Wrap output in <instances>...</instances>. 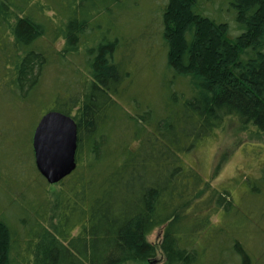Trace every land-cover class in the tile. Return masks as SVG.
I'll return each mask as SVG.
<instances>
[{
    "label": "trees",
    "instance_id": "1",
    "mask_svg": "<svg viewBox=\"0 0 264 264\" xmlns=\"http://www.w3.org/2000/svg\"><path fill=\"white\" fill-rule=\"evenodd\" d=\"M206 1L159 5L168 74L157 109L133 91L132 0H0V86L37 92L70 56L73 85L48 112L72 117L79 139L54 201L38 170L42 199L33 183L22 202L2 190L0 264H264V214L245 208L264 199V169L242 198L231 184L198 200L208 181L187 162L227 120L264 138V0Z\"/></svg>",
    "mask_w": 264,
    "mask_h": 264
},
{
    "label": "rangeland",
    "instance_id": "2",
    "mask_svg": "<svg viewBox=\"0 0 264 264\" xmlns=\"http://www.w3.org/2000/svg\"><path fill=\"white\" fill-rule=\"evenodd\" d=\"M167 2L168 0H132L133 13L128 17L130 31L133 30L129 33L130 44L133 46L129 55L136 63L135 67L138 66L133 91H137L142 100L151 103L157 109L160 108L161 100L165 95L164 90L161 89V78L168 73H166V57H164L166 47L159 41L163 24L160 14L156 15V12L159 5L163 7ZM224 5V1L221 2L220 6ZM222 10L224 8L221 7L219 12ZM214 11L215 9L209 8V14L214 16ZM113 12L117 18L116 7ZM101 20L103 24L106 23L107 18L101 16ZM228 21L233 23L232 19ZM238 34V30L232 29L231 39L237 37ZM62 48L63 43H58L56 49L62 50ZM72 60L73 65L75 63L82 67L83 56ZM74 78L69 56L64 65L55 64L48 69L44 75L42 87L37 92L13 96L10 93L11 89L0 86V205L6 200L2 190L19 200L23 193L28 194L29 191L35 192V190L38 199H42V193L49 189V197L52 201L55 200L59 190L58 185H49L47 189L42 180L33 179L34 171L37 169L33 148L30 150V145L32 147L34 130L43 115L50 110L56 93H59L57 91L64 93L66 91L64 89L69 88L67 86L73 85ZM245 148L246 152H244ZM187 162L191 167L197 168L208 181L204 191L197 197L198 200L207 198L211 187L229 188L231 184L234 186L235 196L242 198L248 191L244 183L258 179L264 169V138L257 137L249 131L241 132L235 121L227 120L223 129L217 131L213 138L203 144L201 149L187 156ZM32 183L35 184L33 186L35 190L31 189L30 184ZM27 186L29 190L26 189ZM246 200L245 208L249 214H264L262 196L256 200L251 198ZM11 214L12 212L9 216ZM218 219L219 217L216 216L213 223H216ZM253 227L252 225L246 228L247 234L254 233ZM161 233L162 229L152 232L149 240L159 245ZM250 245L251 249L255 251L258 249L255 240H252ZM158 260H162L161 255L158 256Z\"/></svg>",
    "mask_w": 264,
    "mask_h": 264
},
{
    "label": "water",
    "instance_id": "3",
    "mask_svg": "<svg viewBox=\"0 0 264 264\" xmlns=\"http://www.w3.org/2000/svg\"><path fill=\"white\" fill-rule=\"evenodd\" d=\"M78 128L75 120L59 112L46 113L33 134L38 172L49 185L59 184L77 168Z\"/></svg>",
    "mask_w": 264,
    "mask_h": 264
}]
</instances>
